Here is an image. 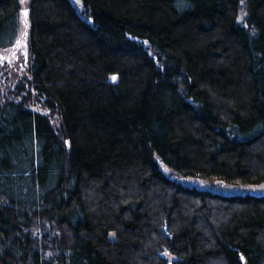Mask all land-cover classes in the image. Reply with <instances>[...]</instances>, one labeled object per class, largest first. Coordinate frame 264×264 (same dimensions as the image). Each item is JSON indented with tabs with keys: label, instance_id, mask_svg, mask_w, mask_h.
<instances>
[{
	"label": "trees",
	"instance_id": "trees-1",
	"mask_svg": "<svg viewBox=\"0 0 264 264\" xmlns=\"http://www.w3.org/2000/svg\"><path fill=\"white\" fill-rule=\"evenodd\" d=\"M26 26L0 264H264V195L162 169L264 183V0H0V53Z\"/></svg>",
	"mask_w": 264,
	"mask_h": 264
},
{
	"label": "rangeland",
	"instance_id": "rangeland-1",
	"mask_svg": "<svg viewBox=\"0 0 264 264\" xmlns=\"http://www.w3.org/2000/svg\"><path fill=\"white\" fill-rule=\"evenodd\" d=\"M24 7L28 5V0H21ZM27 26L20 36L19 41L15 44L14 48L9 50L11 53H0V68L7 72L8 79L11 82V77L13 73L20 75V72L25 70V65L27 62ZM13 54L10 57V55ZM8 66V67H7ZM6 75V76H7ZM15 77V76H13ZM162 169L169 176L175 177L184 186L189 188L206 189L211 192L221 194L224 196L230 195H252V196H263L264 195V183L260 185H230L223 183L221 181L215 180H201L194 177H185L180 174L173 172L171 169L162 165Z\"/></svg>",
	"mask_w": 264,
	"mask_h": 264
},
{
	"label": "snow or ice",
	"instance_id": "snow-or-ice-1",
	"mask_svg": "<svg viewBox=\"0 0 264 264\" xmlns=\"http://www.w3.org/2000/svg\"><path fill=\"white\" fill-rule=\"evenodd\" d=\"M25 15H27V13H25ZM114 79V78H113Z\"/></svg>",
	"mask_w": 264,
	"mask_h": 264
}]
</instances>
